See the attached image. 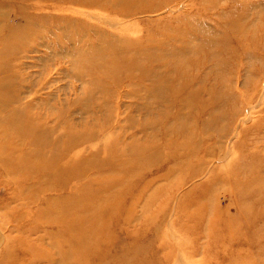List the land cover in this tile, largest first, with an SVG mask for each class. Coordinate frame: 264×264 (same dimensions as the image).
I'll return each mask as SVG.
<instances>
[{
    "label": "rangeland",
    "instance_id": "rangeland-1",
    "mask_svg": "<svg viewBox=\"0 0 264 264\" xmlns=\"http://www.w3.org/2000/svg\"><path fill=\"white\" fill-rule=\"evenodd\" d=\"M0 264H264V0H0Z\"/></svg>",
    "mask_w": 264,
    "mask_h": 264
},
{
    "label": "bare ground",
    "instance_id": "bare-ground-1",
    "mask_svg": "<svg viewBox=\"0 0 264 264\" xmlns=\"http://www.w3.org/2000/svg\"><path fill=\"white\" fill-rule=\"evenodd\" d=\"M21 102H19V100L16 99V97L12 98L10 97L9 99H7V105H15V104H20ZM25 105V104H24ZM20 110H23L25 108V106H21Z\"/></svg>",
    "mask_w": 264,
    "mask_h": 264
}]
</instances>
